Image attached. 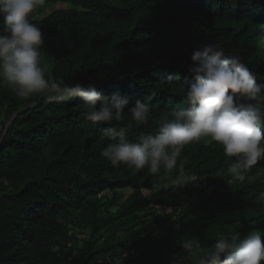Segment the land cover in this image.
<instances>
[{
  "label": "trees",
  "instance_id": "obj_1",
  "mask_svg": "<svg viewBox=\"0 0 264 264\" xmlns=\"http://www.w3.org/2000/svg\"><path fill=\"white\" fill-rule=\"evenodd\" d=\"M33 15L54 78L153 106L129 139L186 104L181 86L193 82L191 56L204 43L241 57L264 85V0H45ZM168 76L175 86L163 84ZM81 112L79 98L22 100L0 84V264H170L188 239L209 247L218 233L264 232L255 202L264 161L229 183L222 148L202 140L171 172L113 167L100 156L109 125ZM181 168L200 181L177 189Z\"/></svg>",
  "mask_w": 264,
  "mask_h": 264
},
{
  "label": "clouds",
  "instance_id": "obj_2",
  "mask_svg": "<svg viewBox=\"0 0 264 264\" xmlns=\"http://www.w3.org/2000/svg\"><path fill=\"white\" fill-rule=\"evenodd\" d=\"M45 0H0V84L6 85L19 99L42 95L48 102L79 98L81 115L94 125H109L102 130L101 140L107 144L100 156L113 167L121 165L158 175L171 172L185 146L199 143L219 145L228 160L229 183L244 182L255 166L264 161V92L258 77L238 55L226 54L214 44L204 43L191 56L188 68L193 81L184 87L186 104L163 110L156 118L153 132L134 139L129 135L134 126H148L153 106L146 100H129L119 92L111 95L95 85L69 84L49 72L43 60L45 38L40 26L33 22L34 12ZM168 76L163 82L175 86ZM131 123L124 124L125 109ZM264 173V168L259 169ZM196 173L182 168L174 178L176 188L196 184ZM255 202L264 209V191ZM184 255L170 264H186V255L195 264H264V232L217 234L209 247L197 238L181 245Z\"/></svg>",
  "mask_w": 264,
  "mask_h": 264
},
{
  "label": "water",
  "instance_id": "obj_3",
  "mask_svg": "<svg viewBox=\"0 0 264 264\" xmlns=\"http://www.w3.org/2000/svg\"><path fill=\"white\" fill-rule=\"evenodd\" d=\"M25 110H26V109H25ZM15 115H17V114H15ZM15 115H14V117H15ZM10 122H11V121H10ZM10 122L7 124V127H8V125L10 124ZM7 127H6V128H7Z\"/></svg>",
  "mask_w": 264,
  "mask_h": 264
},
{
  "label": "rangeland",
  "instance_id": "obj_4",
  "mask_svg": "<svg viewBox=\"0 0 264 264\" xmlns=\"http://www.w3.org/2000/svg\"><path fill=\"white\" fill-rule=\"evenodd\" d=\"M61 7H65V6H61ZM68 7V6H67Z\"/></svg>",
  "mask_w": 264,
  "mask_h": 264
}]
</instances>
